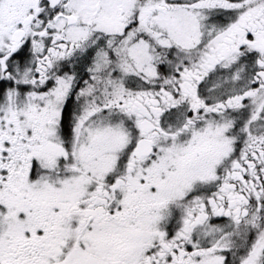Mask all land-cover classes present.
Segmentation results:
<instances>
[{
    "label": "snow or ice",
    "instance_id": "1",
    "mask_svg": "<svg viewBox=\"0 0 264 264\" xmlns=\"http://www.w3.org/2000/svg\"><path fill=\"white\" fill-rule=\"evenodd\" d=\"M0 264H264V0H0Z\"/></svg>",
    "mask_w": 264,
    "mask_h": 264
}]
</instances>
